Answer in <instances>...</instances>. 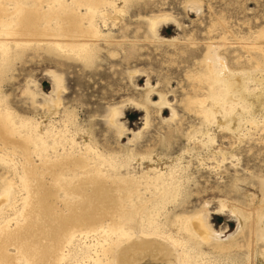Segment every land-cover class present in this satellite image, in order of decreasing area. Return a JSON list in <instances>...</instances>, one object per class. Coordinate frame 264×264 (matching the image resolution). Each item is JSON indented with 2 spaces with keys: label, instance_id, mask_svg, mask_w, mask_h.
<instances>
[{
  "label": "rangeland",
  "instance_id": "rangeland-1",
  "mask_svg": "<svg viewBox=\"0 0 264 264\" xmlns=\"http://www.w3.org/2000/svg\"><path fill=\"white\" fill-rule=\"evenodd\" d=\"M0 2L7 8V13L13 10L12 1ZM116 3L124 12L117 17L113 27L110 21L106 26L101 21V24L97 22L103 35L97 39L96 56L88 64L65 57L46 42L41 45L33 43L23 49L12 48L7 57H0V112L4 115L10 112L11 122L14 120L13 124L17 125L14 127L19 136L15 135L13 139L23 144L22 138L31 134V131H26L30 129L28 123H38L39 135H43L48 127L61 129L70 113L75 123L68 128L70 126L69 132L72 130L70 134L75 139L73 146H64L66 153H73L67 158L69 161L88 148L104 158L125 159L131 151L135 157L126 167H80L101 172L104 178H98L95 185L104 186L117 201L118 196L119 199L120 196L124 199L129 197L131 191L134 198L143 194L144 186H140L145 184L141 180L144 172L156 169L168 173L169 169L177 168L175 175L182 181L186 197L181 200L182 205L170 211V221L177 216L191 215L205 204L211 214L220 208V201L229 208L222 216H210L211 227L220 235L225 250L214 248V245L203 246L207 256L204 264H264V244L248 233L244 221L242 228L238 229V220L228 212L232 208L246 214L248 210L261 206L260 200L264 198V122L256 128L244 125L248 131L245 129L246 133H240L239 141L233 132L245 121L241 123L236 116L235 120L225 124L230 131L220 127L216 129L215 124L208 126L203 123L193 104L207 91L199 75L203 74V60L211 42L220 44L218 53L231 71H250L262 62L264 44L255 48L262 34L259 39L264 42V0H131L126 6L120 1ZM191 3L195 7L191 8ZM42 11H46L44 4ZM81 13L84 14V10ZM164 15L171 16L176 24H160L161 39L155 40L148 30L147 19ZM45 27L43 23L38 28L36 26L34 40L44 39L39 32ZM22 34L12 37L18 40V37L29 36ZM56 38L67 43L76 40L73 36H45L46 40ZM261 62L260 67L264 66ZM49 72L62 80L59 94L52 97L59 99V107L55 111L42 107L53 90ZM260 91L263 95L259 102L247 101L250 113L243 117L245 120L251 118V114L252 118L257 116L256 119L264 120V84L254 93L258 95ZM148 94L154 101H158L159 94L162 95L175 115L172 116L169 108L164 109L159 104L148 106L145 100ZM133 102L147 105V123L145 110L136 108ZM113 108L123 114L118 119L123 126L122 135L109 123ZM18 125H23L21 130ZM24 126L28 129L24 130ZM207 129L215 137L213 144L202 142L200 134ZM16 142L10 143L8 136L0 139V155L8 158L0 156L4 162L8 160L7 165L0 164V189L6 181L13 185L14 192L9 206L5 204L1 208L0 225L10 231L23 225L24 214L20 213L28 208L23 201L26 192L21 178L33 170L34 183L46 188L52 186L46 169L50 168L39 167L42 161L32 155L31 146L29 149V146H19ZM62 151L58 148L59 155ZM141 156H146V160H140ZM80 162L85 165L88 161L82 157ZM178 164L181 167H176ZM72 171L73 167H69V172ZM27 178L33 180L31 176ZM86 186L90 184L83 183V188ZM87 187L84 189L89 192ZM54 190L50 188L52 193ZM56 192L53 194L59 195L60 201L62 192ZM169 231L172 235L178 234L176 227L170 226ZM40 241L46 243L43 239ZM19 242L7 247L8 255H17L16 250L29 243ZM155 263L153 258L146 257L137 264Z\"/></svg>",
  "mask_w": 264,
  "mask_h": 264
},
{
  "label": "bare ground",
  "instance_id": "bare-ground-1",
  "mask_svg": "<svg viewBox=\"0 0 264 264\" xmlns=\"http://www.w3.org/2000/svg\"><path fill=\"white\" fill-rule=\"evenodd\" d=\"M9 1H12L14 7L9 13H7L5 5L0 2L1 58L7 57L12 48L23 49L33 43L41 45L46 42L65 57L75 58L88 64L96 56L97 39L103 35L97 22L101 21L106 26V23L110 21L112 27L115 26L118 16L124 12L119 9L116 2L120 1L126 6L131 0ZM43 4L46 11H42ZM193 5L194 3H191L189 6L192 8ZM81 10H84V14L81 13ZM40 23L45 24L46 27L39 32L40 34L36 31L41 37H44V39L40 37L42 40L38 41V39H33V35L36 26L38 28ZM162 23L164 26L176 24L173 18L168 15L147 19L148 30L155 40L161 39L158 28ZM41 27L39 26V28ZM20 31L29 36L21 37V39L16 37L22 41L13 39L12 36L15 34L23 35ZM49 35L51 38L52 36L64 38L73 36L76 40L74 39L75 41L72 42L73 39H70V43L65 42L66 40H57V38L56 40H46L45 36ZM262 36L263 34L258 37L255 49L264 44L259 39ZM7 37L11 39H7ZM219 47L220 44L214 42L208 46L203 60L204 71L202 75H199V79L206 85L207 91L202 96L203 98L197 99L193 104L201 114L203 123L208 126L210 123L211 125L215 124L218 127L216 129L220 127V129L225 128L230 131V127L225 124L235 120L236 116L241 123L245 121L243 125H237L238 129L233 132L234 135L237 134L240 141V133L246 129L243 127L244 125L249 124V126L254 125L255 127L264 122V120L256 119L257 116L252 118V114L251 118L244 119V116L250 113L248 110L250 105L247 101L253 99L255 102H259L263 95L261 91L258 95L254 92L264 84V66L260 67V61L250 71H231L226 65V60L218 53L221 48ZM262 63L264 64V57ZM48 76L51 78L53 90L42 107L55 111L59 107V99L57 96L56 99L52 97L59 94L62 80L53 72H49ZM29 94L31 96V92ZM145 100L148 106L159 104L164 109L169 108L172 116L175 115L162 95L159 94L158 101H154L148 94ZM133 104L136 108L145 110L147 123V105L142 106V104L134 102ZM262 109L264 110V107ZM9 113L4 115L0 112V139L8 136L10 143H14L16 140L13 138L17 135V128L14 126L17 125L13 124L14 120L11 122ZM122 116L123 114L117 108H113L109 115V123L119 130L120 135L123 134L121 131L123 126L118 122V119ZM73 123H75L73 115L68 113L63 128L48 127L42 133L43 135H39L38 123L36 125L28 123L30 129L26 131H31V134L29 137L25 136L27 138H22L23 144L16 142L19 146H29V149L31 146L33 148L32 155L38 157L39 162L42 161L39 167L50 168V170L46 169L52 186L46 188L34 183L33 170L27 176L22 175L21 182H23V190L26 192L23 201L28 208L23 210L24 213H20L24 215L23 225L19 224V229L10 231L7 227L0 225V237H3L0 238V264H137L146 257L153 258L155 264H204V259L207 256L205 257L206 254L202 250L203 246L214 245V248L225 250L220 241V235L212 229L209 222L211 215H224L223 212L228 207L223 202L220 201V208L212 214L207 210L208 205L205 204L202 209L191 215L177 216L173 218V221H170V215H172L170 211L176 209L180 204L182 205L183 201L181 203V200L186 197L185 187L175 175L177 168L169 169L168 173L156 169L150 173L144 172L141 180L143 179L145 184L140 186V188L144 186L143 194L132 198L134 194L131 195L133 193L131 191L130 196L127 194L129 197L124 199L120 196L119 199L118 196L117 201L112 197L113 194L110 195L109 191L104 189V186L95 185L98 178H104L99 170H86L80 167H126L127 163L129 164L131 160L135 159L132 151L125 159L104 158L97 153L90 152L88 148L84 149V153H79L78 157L73 158V161H69L67 158L73 153L69 150V153H66L64 146L65 144L74 145L75 138H72V133L70 134L72 130L69 132L70 124L73 126ZM68 125H70L69 128ZM18 126L20 130L23 127V125ZM242 127L244 130L241 129ZM25 129H28L27 126H24ZM202 132L200 134L203 137L202 142L206 145L213 144L215 137L209 129ZM204 144H202L203 147ZM58 148L63 149V153L60 155ZM70 149L73 150V148ZM220 153L225 156L223 152ZM3 156L7 158L5 155ZM82 157L88 161L85 165H81ZM140 158V160H146L147 157L141 156ZM2 159H0V164L7 165L8 160L4 162ZM68 163L71 165L68 166ZM10 164L8 162V165ZM69 167H73L72 172H69ZM176 167L181 166L178 164ZM67 175L69 179H67ZM28 176H31L33 180L27 178ZM83 183L90 184L89 187L86 186L87 189H90L89 192L85 191L86 187L83 188ZM131 184L133 185L132 182ZM129 187L131 188V186ZM50 188H55L58 193L62 192L60 201V196L54 195L55 190L52 193ZM11 195L14 196L13 185L5 181L0 189V213L2 212L1 208H4L5 204L8 205ZM260 203L261 206L248 210L246 214L232 210V208L228 212L238 220V229L244 221L245 227H248V233L264 244V198L260 200ZM26 215H28L27 218ZM170 226L176 227L177 236L172 235L169 231ZM42 239L45 240V244L40 241ZM19 240L25 241V244L27 241L29 243L25 248L16 250L17 255H8L7 247L18 245ZM39 241L40 245H38Z\"/></svg>",
  "mask_w": 264,
  "mask_h": 264
}]
</instances>
